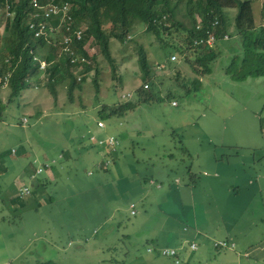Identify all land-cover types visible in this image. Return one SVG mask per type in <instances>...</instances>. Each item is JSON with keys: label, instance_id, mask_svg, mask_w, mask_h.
Instances as JSON below:
<instances>
[{"label": "rangeland", "instance_id": "obj_1", "mask_svg": "<svg viewBox=\"0 0 264 264\" xmlns=\"http://www.w3.org/2000/svg\"><path fill=\"white\" fill-rule=\"evenodd\" d=\"M263 2L252 0L256 34L264 24ZM187 7L183 0L178 20L184 25ZM10 10L8 5L0 8L2 41L9 17L12 26L15 16ZM225 13L229 38L218 40L217 56L204 74L194 68L197 52L187 49V30L171 22L167 24L171 30L159 39L146 30L145 21L138 20L126 40H110L112 60L90 39L88 51L95 61L79 58L73 74L64 70L56 94L46 84L45 74L54 62L42 66L46 60L42 54L54 47L59 57L65 54L60 46L62 29L55 34L48 30L51 41L43 38L46 46L32 61L43 73L32 76L28 70V87L12 98L9 84L20 61L6 58L5 72L0 74L9 76L0 87V100L9 102L0 114V153H4L0 169L6 168L0 172V264H156L165 257L153 260L146 251L147 241L152 233H164L161 226L175 222L182 229L198 227L213 240L228 230L245 242H255L242 250L239 242L229 240L234 249L213 251L215 261L206 264H237L235 254L245 258L243 264H264L260 221L264 215V75L236 80L228 72L243 45L235 25L238 8H225ZM36 19L32 9L28 27ZM59 21L56 16L50 23L57 26ZM105 28L110 30L111 24ZM75 41L72 47L79 55ZM145 56L150 72L142 62ZM199 79L200 88H193ZM73 81L81 84L70 94ZM151 91L154 99L137 105ZM130 102L134 109L110 115L113 108ZM93 135L99 141L113 136L119 143L112 152L107 151V143L84 149ZM202 143L209 151V163L204 162L205 154L199 159L188 151V146ZM215 151L222 159L217 173L242 180L243 191L235 204L243 210L235 214L217 207V192L208 187L217 177L199 168L212 171L210 158ZM92 155L96 165L90 163ZM46 160L54 171L50 181L43 185V180L37 192L22 194L24 186L36 188L26 165ZM41 169L39 164L36 177L45 171ZM15 194L25 202L19 210L10 199ZM43 197L48 199L41 204ZM195 215L198 224L191 221Z\"/></svg>", "mask_w": 264, "mask_h": 264}, {"label": "trees", "instance_id": "obj_2", "mask_svg": "<svg viewBox=\"0 0 264 264\" xmlns=\"http://www.w3.org/2000/svg\"><path fill=\"white\" fill-rule=\"evenodd\" d=\"M30 0H0V8L10 6V11H14L15 16L13 18L12 26L9 21L6 25V31L1 36H5V41L0 40V74H3L6 58L10 57L12 61H20V67L16 73L11 77L9 86L12 88L10 98L14 93L25 90L28 87L26 77L28 70L32 76L42 74L38 64L34 65L32 61H35L34 54L40 52L42 48H45L46 42L42 37H36L35 34L28 27V22L32 17V9L30 6ZM62 2V0H56ZM67 1V0H63ZM72 2V15L73 23L71 24L73 30L84 28L83 38L75 41V45L78 49L80 57H86L95 61V56L88 51V42L90 39L99 45L102 52L112 60L110 50V40L114 37L119 40H126L127 35L130 33V29L138 20L146 22V30L153 32L156 38L163 39L162 34L169 32L171 26L167 25L171 22L173 25L180 24L187 30V49L188 51H196V64L194 68L201 74L210 72L208 62L216 58L217 53L215 48L207 47H194L193 40L195 37H199L204 34V29L207 27L212 28V24L215 19H219L220 24L215 27L217 31L218 40L223 39L227 31V15L225 8H238V13L235 18V25L238 33L242 39L243 52L240 58L231 62L228 67V72L233 79L243 80L249 76H261L264 75V27L260 33L256 34L257 27H255V20L253 18L252 0H187V9L183 14V18H187L188 24L178 20V14L180 13V4L183 0H69ZM262 15H264V2L262 8ZM28 19V20H27ZM201 21L204 29H198V22ZM111 24L110 30L105 28V25ZM191 49V50H190ZM48 62H54L47 70L48 76L47 85L51 88V91L56 94V86L60 82H64L65 74H73L74 65L68 55L63 54L59 57L57 48L54 47L48 50L47 53L42 54ZM186 57L189 55L186 51ZM144 68L147 72H150L148 67L147 57H142ZM86 63H84L85 65ZM199 64L202 67H197ZM87 68V67H86ZM90 70V68H87ZM95 75V83L97 88L99 82L97 75ZM51 76V78H50ZM41 84V82H37ZM81 83L73 81L69 86L70 94L72 91L80 86ZM201 86V80L193 82V88L199 89ZM1 87V86H0ZM3 88V87H1ZM140 88L139 90H142ZM142 97V96H139ZM154 99L152 91L145 97L139 99L137 103H143ZM9 103V102H8ZM8 103H4L0 100V114L3 107H6ZM115 107V106H114ZM136 106L133 103H127L121 105L118 108H113L110 115L123 114L125 111L134 109ZM24 123V122H23ZM186 149V147H184ZM4 153H0V157ZM46 164V163H45ZM47 167H51L49 162ZM191 169V168H190ZM5 171L0 169V172ZM41 184H37L36 191L39 190ZM19 199V198H18ZM25 204L24 201L19 199V207ZM17 208H15L16 210Z\"/></svg>", "mask_w": 264, "mask_h": 264}, {"label": "crops", "instance_id": "obj_3", "mask_svg": "<svg viewBox=\"0 0 264 264\" xmlns=\"http://www.w3.org/2000/svg\"><path fill=\"white\" fill-rule=\"evenodd\" d=\"M262 6H263V3H262ZM216 48H217V46L215 47V49ZM94 136L95 135L89 137V144H88V146L84 147V149H88V148H92L95 146H100V145L105 144V143L99 144V140L93 139ZM110 137H113V136H109L108 138H110ZM100 141H106V140L102 139ZM203 146H204L203 143L198 145V146H195V147L188 146V151L190 153L195 152L197 154V156L199 157V159L202 157L203 154H205L206 157H205L204 162L209 163V159H208L209 158V151H207L205 149V147H203ZM108 148H109V150L107 149L108 152L113 151V148H111L110 146ZM64 156L65 155L63 154L62 157H64ZM50 160L39 161L38 165L40 164V166L42 168L41 171H43V169H45V166H48L47 164H49ZM210 160L212 162V163H210V167L212 168V171L206 167H203L202 165H200L199 168H201L202 170H207V174L212 173L217 177L215 183H211V184L209 183L208 184V187L211 190H215L217 192V194L215 196V201L217 202V207L219 209L223 210V213L229 212V213L235 214L236 210H241V209L243 210L242 206L235 204V200L238 198L239 194L243 191L242 190V182H241L242 180H240L238 177L233 178L230 173H225V174L217 173L215 168L217 167L219 161L222 160V159L218 158V152L217 151L212 153ZM41 162H44V163L41 164ZM91 162L96 165V163H95L96 157L94 155L90 156V163ZM59 163H60L59 158H57V164H59ZM103 164L104 163H100L99 165L102 166ZM38 165L29 164V163L26 165L27 170L29 171V173H28L29 179L31 180L32 184L35 187L37 186V184H42L43 180L46 181V184H43V185H47V182L50 181L52 175L54 174L52 167L51 168L46 167L47 169H45V171H48L47 175L45 177L39 179L44 174L45 171H43V173L40 176L36 177L35 172H36V168L38 167ZM3 169L6 170V168H3ZM34 177H36V178H34ZM218 181H220L223 185H221L220 182H218ZM151 182H154V181L151 180ZM180 188H182V187H180ZM30 191L31 192H34V191L37 192L38 190L36 191V190L30 189ZM21 192H22V188H21ZM12 196L13 197L10 198L11 202H12L13 206L15 208H17L16 210H19L20 207H19L18 196L16 194L12 195ZM45 199H48V197H43V201H39V202L42 204L45 202ZM230 202H234V203L230 204ZM23 213H25V212H23ZM263 213H264V208H263ZM195 217L191 221L193 223L198 224V217L196 215H195ZM223 218H225V217L223 216ZM260 221L264 223V215L261 217ZM181 226H182L181 224H179L178 222H175L171 226H167V227H166V225L161 226V229L164 231V233L161 232V233H152L151 234V237H150V239H148L147 245H146L147 253H149L150 255H153V257H151V258L155 261H158L161 257H165L164 261H162L160 263L155 262L156 264H191L190 262H195V264H206L209 261H212V260L215 261L214 260L215 257L212 258L213 251L220 252V251H222L223 248L234 249L235 246L232 247L231 246L232 243H230L229 240L232 242H236V241L239 242L242 250L250 247L251 245H253L255 243L254 240H252L251 242H245V241L241 240L240 237L237 235L236 231H228L227 230L226 232H224L222 234L217 233V236H221V237H219V239H217L218 237H215L216 239L213 240L211 235H207L206 233L204 235L198 227H195V228L189 227L188 229H182ZM263 226H264V224H263ZM228 234H230V235H228ZM261 235H262L261 237L264 238V231ZM261 240H262V242L264 241L263 239H261ZM220 241L228 242V244H230V246L222 247V246L216 245V243L220 242ZM188 243H189V246L187 247ZM193 245H195V248H193ZM152 248H155L157 250L153 251ZM163 248L175 249L177 251L176 255L175 256L163 255L161 253V250ZM199 250H200V252H199ZM252 251H253V254H255L254 247H252ZM235 255H236L237 264H243L242 260L245 258L240 256L239 254H235ZM250 262H252V261H250ZM247 263H249V261ZM230 264H232V262Z\"/></svg>", "mask_w": 264, "mask_h": 264}, {"label": "built area", "instance_id": "obj_4", "mask_svg": "<svg viewBox=\"0 0 264 264\" xmlns=\"http://www.w3.org/2000/svg\"><path fill=\"white\" fill-rule=\"evenodd\" d=\"M30 4L34 9L35 16L37 18L36 20H33L29 24V28L35 34V36L42 37L47 41H51L52 37L51 36L49 37L47 35L48 30H51L55 34L56 32H60L62 29L63 31V35H61L62 43H60L61 52L67 54L73 64L77 63V60L79 58H84V57H79L75 49L72 47L74 40H81L83 38L84 30L83 28L73 30L71 24L73 23L74 19L72 15L73 5L71 1L67 0L63 2H55V0H30ZM56 16H59L60 21H59V25L54 26L53 24L50 23V21ZM219 24H220L219 19H215L212 24V28L207 27L206 29H204L202 22L199 21L197 28L204 29V34L194 38L193 46L207 47L208 49L215 48L218 42V38H217L218 35H217V31H215V27H217ZM227 38H229V35L225 34L223 39H227ZM173 59H176V56H173ZM46 62L48 61L47 60L43 61L42 66H45L47 64ZM8 79L9 76L0 77V86L3 87L2 85L7 84ZM102 143L105 144L107 143L111 148H113L115 145L118 144V141L114 139V137H110V139H108L107 141H99V144ZM29 192L30 189L27 186L22 188V193H29ZM216 245L222 247L230 246L228 242H223V241L217 242ZM193 248H195V245H193ZM176 252L177 251L172 248H163L161 250V253L166 256H175Z\"/></svg>", "mask_w": 264, "mask_h": 264}]
</instances>
